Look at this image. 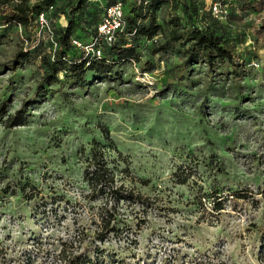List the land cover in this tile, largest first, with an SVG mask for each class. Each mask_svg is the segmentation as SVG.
Returning a JSON list of instances; mask_svg holds the SVG:
<instances>
[{
    "label": "rangeland",
    "instance_id": "obj_1",
    "mask_svg": "<svg viewBox=\"0 0 264 264\" xmlns=\"http://www.w3.org/2000/svg\"><path fill=\"white\" fill-rule=\"evenodd\" d=\"M90 3L103 9L105 0ZM172 14L163 7L156 22ZM47 17L27 34L0 27V264H63L60 245L78 253L72 237L98 232L103 204L109 232L89 264H264V44L246 22L228 27L242 40L234 67L208 74L171 51L145 72V54L103 79L86 72L37 94L36 56L10 62L50 48L65 19ZM17 111L21 125L7 127ZM106 136L118 203L82 179L92 143L107 146Z\"/></svg>",
    "mask_w": 264,
    "mask_h": 264
},
{
    "label": "trees",
    "instance_id": "obj_2",
    "mask_svg": "<svg viewBox=\"0 0 264 264\" xmlns=\"http://www.w3.org/2000/svg\"><path fill=\"white\" fill-rule=\"evenodd\" d=\"M227 4L226 18L219 22L212 18L206 11L204 0H105L103 9L97 8L90 0H3L4 9L0 13V27H19L24 34L32 30L37 23L40 14L47 16H63L65 25L50 30V48L38 49L41 43L34 45L30 50L17 51L10 64L27 62L31 56H36L39 62V81L36 93L44 94L46 88L53 85L74 86L81 82L86 72L93 73L103 79L109 75L118 63L136 62L142 56L148 55L140 67L141 71L151 72L155 66L153 57L166 52L180 51L182 54L181 66L202 64L208 74L213 69L226 64L236 66V61L241 58L237 45L242 43L241 34L230 33L228 27L233 25L234 18L245 21V26L251 28L252 37L264 44V0H211ZM116 2L121 3L123 10L124 26L120 32H116L109 46L100 43V57L91 58L84 55L71 45L72 40L82 44H90L97 40L96 27L100 23V15L104 9ZM172 10V16L161 24L156 22L157 13L168 7ZM262 15V20L254 24L248 17L256 18ZM50 18V17H49ZM164 26H169L166 39L160 43L156 40L163 36ZM81 36H87L86 43L81 42ZM53 44L55 46H53ZM48 49V50H47ZM238 50V51H237ZM237 51V52H236ZM76 55V56H75ZM70 56V59H69ZM75 56V57H74ZM62 75V80L58 79ZM36 94V95H37ZM22 112L17 111L15 117L8 119V126H20ZM105 145L93 142L86 158V168L82 179L91 192L116 196L122 191V186L115 185L113 172L107 165L104 149L115 152L109 138L106 136ZM107 139V140H106ZM122 198H113L118 203ZM99 213L98 232L76 233L72 237L70 245L76 244L78 253H74L65 244H61L57 252V258L63 264H89V254L98 249L103 253V233L108 231L109 211L103 204ZM215 211L222 209L220 204L215 205ZM104 232V233H108ZM195 264V263H194Z\"/></svg>",
    "mask_w": 264,
    "mask_h": 264
},
{
    "label": "built area",
    "instance_id": "obj_3",
    "mask_svg": "<svg viewBox=\"0 0 264 264\" xmlns=\"http://www.w3.org/2000/svg\"><path fill=\"white\" fill-rule=\"evenodd\" d=\"M136 1L139 2L141 0ZM227 8V4L208 0L206 11L212 18H215L219 22H223L226 18ZM249 18L254 24H258L262 20V15L257 16L256 18ZM43 19V15L40 14L37 21L41 22ZM123 26L122 5L121 3L116 2L104 9L101 21L96 27L97 40H92L90 44H82L76 40H72L71 45L84 55H89L91 58L97 59L100 57V43L109 46L114 39L115 33L120 32ZM53 46L55 45L53 44Z\"/></svg>",
    "mask_w": 264,
    "mask_h": 264
}]
</instances>
